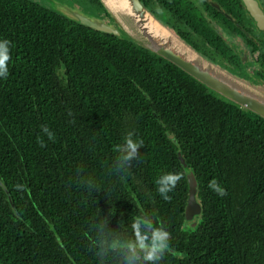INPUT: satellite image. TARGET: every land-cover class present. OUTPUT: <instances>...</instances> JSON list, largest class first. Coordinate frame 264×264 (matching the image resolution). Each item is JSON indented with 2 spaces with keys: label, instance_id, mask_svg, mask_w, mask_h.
<instances>
[{
  "label": "trees",
  "instance_id": "trees-1",
  "mask_svg": "<svg viewBox=\"0 0 264 264\" xmlns=\"http://www.w3.org/2000/svg\"><path fill=\"white\" fill-rule=\"evenodd\" d=\"M140 1L181 40L184 33L173 30L200 33L211 53L187 44L211 62L232 55L194 4ZM5 39L11 59L0 78V264H101L103 233L95 226L107 220L111 247L145 215L171 233L157 264H264L263 119L137 44L32 0H0ZM252 45L264 74V43ZM129 132L143 146L127 172L117 173L114 146ZM178 152L197 181L202 211L194 226L184 220L188 187ZM166 173L183 177L170 200L156 190ZM88 179L91 191L81 183ZM213 179L225 196L208 187ZM103 264L121 258L109 252Z\"/></svg>",
  "mask_w": 264,
  "mask_h": 264
},
{
  "label": "water",
  "instance_id": "water-1",
  "mask_svg": "<svg viewBox=\"0 0 264 264\" xmlns=\"http://www.w3.org/2000/svg\"><path fill=\"white\" fill-rule=\"evenodd\" d=\"M99 1L108 13L109 19L114 21L116 26L105 23L95 12L65 6L63 0H55V3L48 9L91 30L137 44L157 58L176 66L230 104L264 120V90L205 58L156 19L140 0H120L125 5L122 14L120 9L117 10L121 15L120 19H117V15L103 0ZM241 1L246 13L253 19L257 28L264 31V11L257 0ZM172 141L176 143L174 138ZM177 159L182 168L186 170L188 187L184 220L194 226L202 211L196 198L197 181L193 172L187 170V164L180 152L177 153ZM10 204L13 206L11 200Z\"/></svg>",
  "mask_w": 264,
  "mask_h": 264
},
{
  "label": "clouds",
  "instance_id": "clouds-1",
  "mask_svg": "<svg viewBox=\"0 0 264 264\" xmlns=\"http://www.w3.org/2000/svg\"><path fill=\"white\" fill-rule=\"evenodd\" d=\"M10 42L8 40L0 41V78L8 76V62L11 59ZM71 115V113H69ZM49 140L54 139V134L47 128H42ZM133 134L129 132L122 143L114 146V151L117 153L114 162V171L117 173H126L133 159L138 157V149L143 146L142 140H134ZM41 146L44 142L40 141ZM182 175L178 173H166L161 175L156 181L157 192L164 200H170L168 193L171 192L176 184L182 179ZM89 191L94 188V183L91 179L82 180ZM208 187L216 192L219 196H225L227 193L218 182L213 179L209 182ZM107 220L103 218L97 227V230L103 233V238L99 240L96 255L100 257L103 264L104 257L109 252H117L121 258V264H157L164 254L169 251L170 245L168 241L171 239V233L163 228V226H154L153 221L146 215L136 217L130 224L131 234H125L122 240L113 237L114 245L109 246V237L112 236L110 230L105 231ZM95 243V242H94Z\"/></svg>",
  "mask_w": 264,
  "mask_h": 264
},
{
  "label": "flooded vegetation",
  "instance_id": "flooded-vegetation-1",
  "mask_svg": "<svg viewBox=\"0 0 264 264\" xmlns=\"http://www.w3.org/2000/svg\"><path fill=\"white\" fill-rule=\"evenodd\" d=\"M68 1H70L72 5H79L86 10L89 9V6H93L96 9L98 7L96 3L92 2L91 0H68ZM185 1L194 4L199 10H202L201 15L205 19L204 22L206 23L210 31L213 33L214 37L221 39L226 46L228 45L226 42L233 40V38L239 39L243 42L244 49L241 55L235 54L233 50L227 46L230 49L232 55L229 57L226 56L220 57L218 55L214 57V60L216 62L215 64L219 65L220 67L223 66L228 70L238 72L242 80L249 82L248 80L242 78V76L246 74L244 73V69L242 65H245L249 61L251 56L253 57L251 52H253L255 48L253 47L252 43L255 44L257 47L260 46L261 41L264 43V31L259 30L253 19L250 17V15L246 13L242 1L241 0H222V1L185 0ZM257 2L260 4V7L264 11L263 8L264 0H257ZM235 6L239 8L240 12H237L235 10ZM158 13L162 16L164 15L166 16L170 14L169 9H167L166 12H164L163 14H161V11H159ZM217 13H219L220 16H217ZM103 15L105 16L104 13ZM239 32L243 35V37L239 35ZM181 33H184L185 37L183 38L184 39L183 41H185L186 43L189 44L198 43V46L202 50H205L206 52L211 51L212 47L208 46V44L205 42L206 40L204 39V37H202V35L197 31H194L192 33L190 30L184 29L180 31L179 34L182 35ZM247 39L249 40L247 41ZM232 56L236 57V59H238V61L241 63L240 69L239 66L233 62V60L229 59ZM253 62L258 67V70H256V72H249L248 74L253 75L252 77L258 76L257 78L261 79V81L259 82L260 84L257 83L253 85L258 87L259 89L264 90V74L260 72V64H258L256 61ZM252 82L255 83L254 81Z\"/></svg>",
  "mask_w": 264,
  "mask_h": 264
},
{
  "label": "rangeland",
  "instance_id": "rangeland-1",
  "mask_svg": "<svg viewBox=\"0 0 264 264\" xmlns=\"http://www.w3.org/2000/svg\"><path fill=\"white\" fill-rule=\"evenodd\" d=\"M32 1H35V2L40 3L42 5H45L48 8L55 3V0H32ZM63 1H64L65 6H69V7H72V8H77L79 10H86L83 7L79 6V5H72L71 2L68 1V0L67 1L63 0ZM59 2H61V1H59ZM89 7H91V6H89ZM89 10H92L94 12L97 11V14H99V16L102 19V21H104L105 23H110L113 26H116V23L114 21H112L108 17L104 16L103 13L99 12L96 8L91 7ZM173 31L176 34L180 35L176 30H173ZM226 43L228 44L227 46L230 47L235 54L241 55V53H242V51L244 49L243 42L241 40L233 38V40L227 41ZM242 67L244 69V73H246L244 75L245 80H248L252 84H257V83L260 84L259 82L261 81V79L257 78L258 76L257 77H252L253 75H249L248 74L249 72H256V70H258V67L252 61L251 57H250L249 61L245 65H242ZM234 73L236 74L235 76L240 78L238 72H234ZM248 78H250V79H248ZM251 80L254 81L255 83H253Z\"/></svg>",
  "mask_w": 264,
  "mask_h": 264
},
{
  "label": "bare ground",
  "instance_id": "bare-ground-1",
  "mask_svg": "<svg viewBox=\"0 0 264 264\" xmlns=\"http://www.w3.org/2000/svg\"><path fill=\"white\" fill-rule=\"evenodd\" d=\"M103 2H105L110 10L117 15V19L121 18V15L117 10L120 9L122 14V12H124L123 10H125V5L120 0H103Z\"/></svg>",
  "mask_w": 264,
  "mask_h": 264
}]
</instances>
